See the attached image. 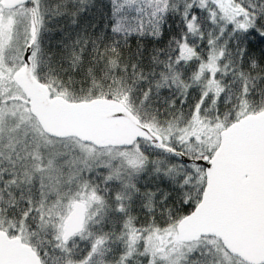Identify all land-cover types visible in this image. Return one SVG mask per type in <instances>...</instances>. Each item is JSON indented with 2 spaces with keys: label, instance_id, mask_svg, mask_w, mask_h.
<instances>
[{
  "label": "snow or ice",
  "instance_id": "6c2138e0",
  "mask_svg": "<svg viewBox=\"0 0 264 264\" xmlns=\"http://www.w3.org/2000/svg\"><path fill=\"white\" fill-rule=\"evenodd\" d=\"M0 264H264V0H0Z\"/></svg>",
  "mask_w": 264,
  "mask_h": 264
}]
</instances>
